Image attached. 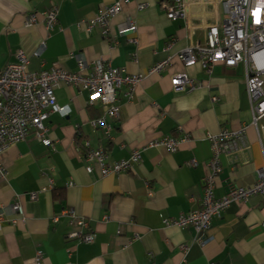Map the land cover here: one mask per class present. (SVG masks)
Listing matches in <instances>:
<instances>
[{"label":"crops","instance_id":"obj_1","mask_svg":"<svg viewBox=\"0 0 264 264\" xmlns=\"http://www.w3.org/2000/svg\"><path fill=\"white\" fill-rule=\"evenodd\" d=\"M116 1L0 0V71L22 52L31 73L48 72L59 64L81 75L78 61H83L87 75L101 61L126 76H143L133 92L126 85L117 91L120 117L109 123V134L89 125L103 117L102 105L93 103L80 85L62 84L55 96L69 114L51 113L45 124L54 151L30 131L23 143L0 156L6 170L0 178V264H264L263 196L233 203L214 218L205 245L196 242L192 227L164 224L202 208L203 182L211 173L209 135L226 129L243 132L244 137L232 158L239 165L236 171L224 168L215 180V199L227 195L230 182L246 189L257 183L264 154L252 125L245 67L217 65L210 75L200 64L186 68L175 59L164 71L152 72L156 64L190 46V40L204 47L206 32L200 28L212 25V19H193L196 30L191 32L186 19L168 18L165 7L174 0H126L106 29L93 26L91 22ZM189 1L216 2L223 21L225 0ZM52 7L59 16L48 32L43 15ZM200 11L211 14L213 8ZM32 14L39 23L27 27L26 18ZM178 73L201 87L177 91L172 77ZM182 138L187 141L176 153L153 146ZM90 150L104 152L108 166L135 153L141 154V161L127 174L104 177L98 165L89 174ZM32 194L37 195L35 201ZM74 218L88 227L79 228ZM74 233H90L93 242L73 239Z\"/></svg>","mask_w":264,"mask_h":264},{"label":"built area","instance_id":"obj_2","mask_svg":"<svg viewBox=\"0 0 264 264\" xmlns=\"http://www.w3.org/2000/svg\"><path fill=\"white\" fill-rule=\"evenodd\" d=\"M126 0H118L108 8L101 17L91 24H100L105 29L109 21L122 11V4ZM145 5L139 7L142 10ZM211 7V14H204L200 9ZM225 17L220 20L218 4L216 2H190L189 0H174L172 5L166 6L165 11L170 20L186 19L189 30H196L191 26V21L196 18L212 19V25L203 26L200 29L206 32L204 47H195L190 40V46L180 52L176 57H167L156 64L152 72H162L178 59L186 68L200 64L208 73L217 65H223L229 69L243 65L246 70V87L251 112L252 125L256 129L259 142L264 154V0H225ZM46 31L52 32L58 22L59 10L52 7L44 15ZM39 23L36 14L26 18V26L33 27ZM130 32L135 35L137 27L130 22ZM108 33V30L105 32ZM132 44L137 40L132 39ZM46 45H42L37 54L41 58ZM15 63L8 65L0 71V156L11 146L23 143L30 131H33L37 141L44 147L54 151L53 143L48 137V129L45 126L51 113L61 114L67 117L68 109L62 108L57 103L55 88L59 85L81 86L91 95L93 103H99L104 109L103 117L89 123L93 129L101 128L107 134L112 131L109 124L118 121L120 107L117 105V91L124 85L131 88L138 85L143 76H126L124 70L116 69L112 65L98 62L93 65L90 73L83 75L88 66L83 61H78L80 74H72L65 71L61 65L55 64L48 72L31 73L28 70L29 60L22 53L14 54ZM172 86L177 91L192 92L201 87L194 79L178 73L172 77ZM212 147V159L209 162L210 175L204 180V200L200 210L182 216L177 221H165L168 227H192L196 233V242L205 245L209 242L208 233L212 227L214 218H220L233 203L246 202L253 196L264 197V168L258 172V180L251 188H240L229 183L226 196L216 200L214 196L215 180L226 168L230 172L236 171L238 163L232 158L238 150L239 141H243V132L233 133L224 129L217 136H208ZM186 138L169 139L153 146H165L172 153H176ZM88 146V144H87ZM107 157L100 150L88 151L86 155L87 172H93V165H98L102 176L121 175L130 173L135 164L141 161V154L135 153L128 160L116 163L113 166L106 164ZM6 176V170L0 164V178ZM37 199L36 194L31 195V200ZM14 209L20 211L19 205ZM74 223L84 230L87 223L74 218ZM3 222V213L0 210V226ZM73 239H79L82 243L91 244L93 236L90 233H74ZM40 262V258L38 260Z\"/></svg>","mask_w":264,"mask_h":264},{"label":"rangeland","instance_id":"obj_3","mask_svg":"<svg viewBox=\"0 0 264 264\" xmlns=\"http://www.w3.org/2000/svg\"><path fill=\"white\" fill-rule=\"evenodd\" d=\"M250 104V103H249ZM250 111H251V106H250ZM252 113V112H251ZM252 122H253V117H252Z\"/></svg>","mask_w":264,"mask_h":264}]
</instances>
